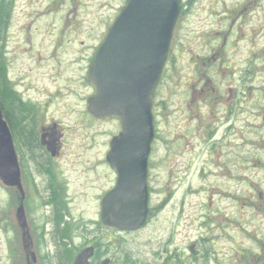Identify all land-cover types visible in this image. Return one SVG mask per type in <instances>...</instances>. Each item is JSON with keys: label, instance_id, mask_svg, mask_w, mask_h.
<instances>
[{"label": "rangeland", "instance_id": "1", "mask_svg": "<svg viewBox=\"0 0 264 264\" xmlns=\"http://www.w3.org/2000/svg\"><path fill=\"white\" fill-rule=\"evenodd\" d=\"M85 1L86 6L79 10V18H76L75 25L71 26L77 29L75 33H78L77 37H73L70 34L74 31L70 32L69 25H62L61 22V16L67 13V8L52 12L49 0H17L6 39L9 76L14 79L21 94L43 102L48 101L46 108L52 111L57 104L72 101L73 111L64 116V121L69 127L72 125L71 119L75 120L77 112L83 106L79 103V91H85L76 87L78 81L73 82L75 74L70 67H64L70 63L73 66L79 64L78 54L75 52L79 49L80 41L84 40L88 44L92 41L90 33L86 31L99 33L101 28L96 25L95 17L111 14L118 7L117 0ZM251 1V4H247L245 0H195L186 12L177 31L180 41L175 46L169 64L174 69H170L173 81L169 82L165 90L159 89L158 96V99L167 100V108L164 110L166 116H157L159 133L175 145L179 143L181 134L178 104L186 96L189 86L187 81L192 80L188 75L191 73L190 66L195 62L196 54H203V49L217 44L218 41L214 39L222 40L226 35L231 47L227 51V63L233 70L235 68L236 71H242L246 66L244 60L251 46L249 37L253 42L256 39V45L264 46V0ZM237 3L244 7L237 11L240 14L244 12L243 18L238 19V16L234 15L226 17L227 10H231ZM249 4L250 7L247 8ZM245 36L249 37L246 39ZM254 49L251 51L255 53L257 46ZM36 50L42 51L46 57L42 60L34 56ZM52 54L56 56L53 57ZM57 62H60L58 67L51 70L50 65ZM260 64L264 68V54ZM237 76L238 73L234 75L236 83ZM56 86L63 88V93L57 96V102H53L50 97ZM259 121L260 119L251 118L250 123L252 125ZM92 123L84 120L85 127H90L89 132L95 134L92 140L88 141V146L92 148H84L79 136L73 138V147L79 153H84L85 161L80 162L77 154H74L72 162L69 160L63 164V176L68 183L71 197L69 204L72 221H97L99 201L96 197L100 188H108L113 184V175L108 166L94 167L92 162L99 158V150L103 148L102 142L104 139L109 142L116 130V124L107 122L100 126H91ZM252 129L254 132L245 136L247 143L242 144L239 138H235L232 167L234 179L217 176V169L212 164L203 167V176L199 173L201 166L184 174L185 169L182 166L185 156H181L178 159V170H181L182 178L176 192L169 201L163 203L162 200L167 198L168 192L164 187V168H160L161 173L154 180V188L165 190L166 193H155L152 202L154 205L161 203V209L140 231L121 233L102 230L100 235L104 242V254L114 258V264H217L209 258H201L195 252L186 259H181L180 256L185 258L189 254V246L200 238L201 233L203 237L207 236L200 225L202 216L205 213L213 214L218 206L220 213L227 214L234 222L233 242H221L215 247L219 252L221 264L264 262V247L256 243V239H264V126ZM165 145L162 140H156V157L163 154ZM228 183L233 185V188L228 190L231 194L234 193V197L225 198L223 191L226 192ZM169 187L171 188V185ZM217 189L220 190L219 195L216 194ZM10 194V191L0 184V264H25L23 254L19 252L20 248L18 250L14 247L18 244L12 222L15 199ZM28 198L30 199L27 210H30V218L40 242H36L38 247L35 251L38 254L43 252L44 248L40 240L43 235L42 226L44 224L45 228L50 215L43 212L40 208L43 205L42 200L33 196L30 191ZM249 201H253L254 205H250ZM90 227L97 228L96 225ZM80 232L75 230L70 235L73 247L84 242ZM197 249L204 256L211 253V249L208 251L205 244ZM248 249H260L261 254L253 256L249 254ZM227 253L228 255L224 256ZM229 257H234L233 263L228 260Z\"/></svg>", "mask_w": 264, "mask_h": 264}, {"label": "flooded vegetation", "instance_id": "2", "mask_svg": "<svg viewBox=\"0 0 264 264\" xmlns=\"http://www.w3.org/2000/svg\"><path fill=\"white\" fill-rule=\"evenodd\" d=\"M12 1L14 4L17 3V0ZM117 1L118 7L113 13L95 17L96 25L101 28L98 34L92 33L91 30L86 31L90 33L89 36L92 37V41L89 44L84 40L80 41L79 49L75 52L78 54L79 64L73 66L70 63L64 67L66 69L70 67L71 71L75 74V77L72 78L73 82L78 81L76 87L85 91L83 93L79 91V103L83 104V106L77 112L75 120L71 119L72 125L70 127L64 121V116L70 115L73 111L71 107L72 101L57 104L53 111L48 110L46 108V105L49 103L48 101L43 102L42 100L25 97L21 94V90L17 88L14 79L9 76V67L7 65V77L11 83L12 92L16 96L15 98L19 100L23 108L21 110L24 113L21 120H17L10 112L8 114L6 111L5 114L7 124L14 135V147L21 169L22 185L28 194L30 191L38 199L48 200L43 208L46 212H50L52 216L60 206L62 217L59 223L64 228L67 227L70 220L68 209L70 211L69 200L71 197L67 188L68 183L65 182L63 176V164H66L69 160L72 162L74 154H77L80 162L85 161L84 153H79L73 147V138L79 136V138H82V146L90 149L92 147L88 146V141L92 140L95 134L89 132L90 127H85L84 120L87 119L93 122L91 126L96 124L100 126L107 122L95 118L87 111V101L92 94V88L86 82V75L97 47L103 41L110 25L125 4V0ZM245 1L247 4L252 3L251 0ZM49 2L53 5L60 4L57 11L63 8L68 9L67 13L62 14L61 22L62 25H69L68 30L70 32L74 31L70 36L77 37L78 33H75L77 29L71 26L75 25L76 18H79V10L86 6V1L49 0ZM192 2L193 0H179V14L173 34V45L177 39L180 41L177 31ZM250 4L247 8L250 7ZM241 9H244L242 5L235 4V7L227 10L226 17L234 15V17L238 16V19L243 18L244 12L243 14L237 12ZM66 20L67 22L65 23ZM248 37L245 36L246 39ZM215 40L218 41L217 44L203 49V54H196L195 62L190 66L191 73L188 76L192 79L191 82L193 83L187 81L189 86L186 90V96L178 104L181 134L177 145L171 140L164 138L158 129L157 116H166L164 110L167 108V100L166 98L158 99V96L159 89L165 90L168 85L169 76L167 68L162 73L157 86L156 98L153 100L156 133L152 140L147 160L148 217L152 214L153 209H158L157 207L162 205L160 203L154 206L152 202L153 195L155 193L162 195L166 193L165 190L160 191L154 188V180L161 173L160 168H164V175L166 177L164 187L168 192L167 198L162 200L163 203L169 201L172 194L176 192V187L182 178L181 170H178V159L181 156H185V162L182 166L185 169L184 174L192 168L201 166L199 173L203 176L205 175L203 167L212 164L217 169V176L226 177L228 180L234 179L232 167L234 165L235 138H239L242 144L247 143L245 136L254 132L252 128L264 126V68L260 64L264 54V46L256 45V39L253 42L249 37L251 46L244 60L246 66L242 71H236L234 68V72L233 68L227 63L229 59L227 51L231 49L227 41L228 36H223L222 40ZM94 41L97 43H93ZM255 46H257V51L254 53L251 50H255ZM33 55L40 59L43 56L46 57L39 50H36V53H33ZM51 56L54 57L56 55L52 54ZM81 62L83 64H80ZM234 62L233 60L232 63ZM59 63L50 65L51 70H55ZM236 73H238L237 83L234 78ZM61 93H63V88L56 86L50 99L53 102H57V96ZM251 118L260 119V121L251 125ZM119 131L120 126L117 122V133ZM26 134H29V140L24 137ZM156 140H162L166 143L163 154L157 157L155 149ZM102 145L103 148L99 150V158L92 162L94 167L98 165L107 167L106 154L108 150L105 139ZM51 149L55 152L54 155L51 154ZM113 174L116 181L117 175L115 172ZM221 184L223 185V183ZM170 185L171 188L169 187ZM111 188V186L109 188H100V193L96 199H100ZM229 188H233V185L228 183L226 192L223 191L225 198L234 197V193L231 194L228 190ZM216 194H220L219 189H217ZM211 203L212 201H210ZM249 204L253 206L254 202L249 201ZM214 210L213 214L205 213L202 216L200 225L207 236L203 237L201 233L200 238H197L193 244L195 248L201 247L203 244L207 245L211 248L208 258L213 263L221 264V259L218 257L219 252L215 247L221 242H233L234 222L227 214H221L218 206ZM51 224L53 231V220H51ZM34 237L37 238L35 230ZM256 243L264 247V239H256ZM197 248L196 253L198 252ZM248 251L253 256L261 254L259 252L260 249L257 251L248 249ZM199 254L202 255V253ZM227 255L228 253L224 256ZM228 260H231V263H233L234 257H229ZM263 263L262 261L259 262V264Z\"/></svg>", "mask_w": 264, "mask_h": 264}, {"label": "water", "instance_id": "3", "mask_svg": "<svg viewBox=\"0 0 264 264\" xmlns=\"http://www.w3.org/2000/svg\"><path fill=\"white\" fill-rule=\"evenodd\" d=\"M179 0H126L109 28L87 73L94 93L88 110L100 118H117L121 131L110 141L107 161L117 182L101 201V219L122 230L139 228L147 215L146 163L153 137L151 101L164 66ZM0 180L20 185V171L12 136L0 109ZM25 228L22 205L16 210ZM27 246L28 232L24 233ZM92 247L85 248L74 264H89ZM34 261V256L32 255ZM101 264H109L104 260Z\"/></svg>", "mask_w": 264, "mask_h": 264}, {"label": "trees", "instance_id": "4", "mask_svg": "<svg viewBox=\"0 0 264 264\" xmlns=\"http://www.w3.org/2000/svg\"><path fill=\"white\" fill-rule=\"evenodd\" d=\"M11 0H3L0 5V107L4 115L10 112L17 120H21L24 114L21 109V104L18 99H16L14 93L12 92L11 83L8 81L5 73V59H4V49L6 43V30L9 25L10 13H11ZM173 54H171L172 57ZM172 66H174L172 64ZM9 114V113H8ZM21 122V121H17ZM24 137L29 140V134L24 135ZM25 139V140H26ZM3 212V211H2ZM62 213L60 212V206L57 208V212L53 213L52 219L54 222L53 231L51 233V240L54 246V252L47 259L45 264H72L76 248L71 247L70 238L68 234V229L61 226L59 223ZM97 225H99L97 223ZM84 225H82L81 230H83ZM87 229V227H85ZM78 229V226H75ZM100 226H97L95 232L100 231ZM92 231V233L94 232ZM94 245L96 247V255L94 261L98 262L99 254L101 252L100 239L95 237ZM94 264V263H93Z\"/></svg>", "mask_w": 264, "mask_h": 264}]
</instances>
